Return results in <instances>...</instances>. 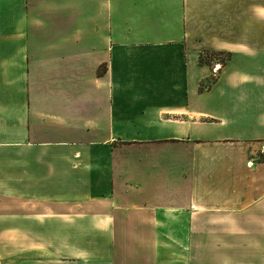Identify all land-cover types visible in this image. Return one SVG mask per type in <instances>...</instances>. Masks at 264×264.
I'll use <instances>...</instances> for the list:
<instances>
[{"label":"crops","instance_id":"1","mask_svg":"<svg viewBox=\"0 0 264 264\" xmlns=\"http://www.w3.org/2000/svg\"><path fill=\"white\" fill-rule=\"evenodd\" d=\"M263 145L264 0H0V264H264Z\"/></svg>","mask_w":264,"mask_h":264},{"label":"rangeland","instance_id":"2","mask_svg":"<svg viewBox=\"0 0 264 264\" xmlns=\"http://www.w3.org/2000/svg\"><path fill=\"white\" fill-rule=\"evenodd\" d=\"M211 56H212V57H210L211 60L219 61V62H216L215 65L211 69V76H212V79L211 80L213 82L214 79H215V76L219 75V73L221 71V67H222L221 64L226 62L227 56H226V54H222V55H212L211 54ZM216 65H219L220 68L218 69V71L214 75L213 69L215 68ZM210 84H211V82H210ZM210 84H207V85L210 86ZM263 150H264V145L260 149V154H264ZM249 164H251V163H249Z\"/></svg>","mask_w":264,"mask_h":264},{"label":"trees","instance_id":"3","mask_svg":"<svg viewBox=\"0 0 264 264\" xmlns=\"http://www.w3.org/2000/svg\"><path fill=\"white\" fill-rule=\"evenodd\" d=\"M212 55H222L224 53H209V52H204L200 55V62L201 63H208L210 64L211 63V59L210 57ZM227 58H226V61L230 59L231 55L230 54H226Z\"/></svg>","mask_w":264,"mask_h":264},{"label":"built area","instance_id":"4","mask_svg":"<svg viewBox=\"0 0 264 264\" xmlns=\"http://www.w3.org/2000/svg\"><path fill=\"white\" fill-rule=\"evenodd\" d=\"M219 68H220L219 65H216V66H215V68L213 69V71H214V75H215V73L218 71ZM263 152H264V150H263Z\"/></svg>","mask_w":264,"mask_h":264}]
</instances>
